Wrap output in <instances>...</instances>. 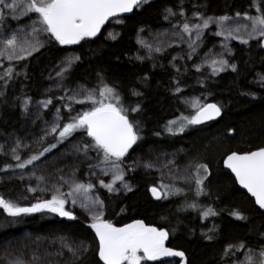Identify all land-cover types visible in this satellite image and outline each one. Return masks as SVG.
<instances>
[{
    "label": "trees",
    "instance_id": "16d2710c",
    "mask_svg": "<svg viewBox=\"0 0 264 264\" xmlns=\"http://www.w3.org/2000/svg\"><path fill=\"white\" fill-rule=\"evenodd\" d=\"M166 8L176 13L165 19ZM259 9V11H258ZM5 19L0 23L13 26L6 9ZM183 12V15L180 13ZM264 14V0H153L141 11H135L125 18L123 25L116 26L121 36L115 41L106 38L107 26L97 38H86L76 45H60L50 33L44 34V45L34 54L10 65L11 75H6L9 85L0 86V132L10 133L21 125L17 107L23 95L39 98L40 91L47 84L46 73L56 66L60 57L67 50L74 51L80 60L75 63L64 80L60 90L59 102H53L52 111L59 104L61 123L41 148L27 151L15 162L0 158V175L10 169H17L33 156L40 158L53 149L62 148L72 140H82L87 145L94 144L86 129H78L65 139L59 137L63 126L70 122V117L88 111V103H68V94L77 83L89 84L99 90L103 82L116 89L124 108L128 109L129 120L137 124L141 137L125 155L121 166L128 181L134 188L126 195H115L101 185H95L104 207L103 219L114 225H122L132 220H144L147 224L166 228L170 235V245L187 255L188 264H231L235 253L242 256L247 249L254 251L264 247V211L240 190L233 176L223 167V158L230 152H246L264 146V88L255 85L258 74L264 76V45L262 39L252 40L247 44L233 42V49L224 71L213 72L206 67L191 70L190 73L175 75L169 68L152 70L147 64L127 62L128 53L136 50L134 36L141 25L151 27L183 26L192 23L191 16L199 14L204 18ZM33 19L37 15L31 14ZM216 37L205 36L198 48L184 52L185 63L192 65L198 56L209 50ZM191 53V55H189ZM236 65L233 71L230 65ZM7 66V65H6ZM179 87L182 93L198 95L200 104L211 102L218 104L223 115L220 119L191 125L184 132H169L170 113L175 109V97ZM136 88L141 93L131 94ZM139 106L138 111L131 109ZM59 141V142H58ZM55 145V147H52ZM44 149H50L45 152ZM90 160L85 164L88 169L103 165V153L98 154L89 148ZM150 149L158 152H174L184 149L198 155L197 165H207V171L201 169L203 179L202 192L197 194V183L191 186L166 183L157 175L136 171L131 163L133 157L143 155ZM43 152V155L40 153ZM36 161V160H34ZM206 177V178H205ZM171 186L176 194H167L166 198L156 201L150 188ZM205 188V189H204ZM0 197L6 201L27 207L36 202V196L22 197L20 182L0 183ZM200 199L201 201H196ZM195 204V208L186 207ZM213 209L216 215L204 216V211ZM76 219L60 217L57 213L44 210L38 213L11 217L0 207V241L23 230L44 238L68 237L75 242H84L88 251L73 264H103L100 260L99 240L95 230L90 228L89 218L78 210H72ZM239 213L246 219H238L233 213ZM232 216V217H231ZM212 239H208V237ZM243 243V249H234L225 255L228 245ZM148 264H151L146 260Z\"/></svg>",
    "mask_w": 264,
    "mask_h": 264
},
{
    "label": "rangeland",
    "instance_id": "374dc122",
    "mask_svg": "<svg viewBox=\"0 0 264 264\" xmlns=\"http://www.w3.org/2000/svg\"><path fill=\"white\" fill-rule=\"evenodd\" d=\"M151 1L153 0H149L148 3ZM6 2L12 3L13 0H6ZM26 3L27 0H17V7L14 11L7 7L0 6L7 10L10 20L14 22L13 26H5L0 23V50L4 49L5 39L11 38L13 33L17 35L18 42L30 40L35 43L36 39H38L42 45H44L45 32L39 31L34 36L32 33V21L36 19L32 18V13H28L27 15L23 14L24 5ZM148 3H145L140 9ZM201 17L202 16L199 14H193L191 16L193 21L189 25L201 24ZM227 17H229L230 20L225 22L224 28L234 29L236 27H241V32L239 33L240 37L242 39H248V32L243 30V26L247 25L250 31L251 22L248 20V17L256 16L236 15ZM118 19L122 18L113 20L111 24H121L116 22ZM36 28L40 29L41 25L37 23ZM140 29H144V31L141 32ZM221 31L222 28L220 25L212 23L208 28L202 30L200 39L197 40L195 29H193L191 35H189L183 31V26L174 25L153 28L149 25H142L138 27L134 36L136 50L128 53L125 60L140 65L147 64L152 70L169 68L175 75L183 76L189 74V71L194 69L212 68V60L219 61L221 59H229L233 49V42L244 44L240 39L232 37L226 39L227 32L225 31L223 35L218 34ZM109 33L116 35V39L120 35L115 27H111L106 32V37L113 40L109 37ZM205 36H212L217 39L209 50L200 54L192 65L187 66L184 52L189 50L194 51L198 48ZM257 39L262 38L256 37L250 39L249 42ZM140 40H144L147 44H151L153 50L149 51L144 44L139 42ZM198 42L200 43L197 44ZM190 44L192 45L191 47L189 46ZM157 46L161 48L160 52L155 51ZM35 52L36 51H33L32 54ZM23 55V59L30 56L26 53ZM74 55H77L74 51L67 50V52L60 57L57 65L48 70L46 73L47 84L40 91L39 98L34 99L30 95H23L21 99H19L17 107L20 113L21 125L17 130L11 131L10 133L0 132V158L17 162L18 160L15 159L16 156H19L21 159L23 154L27 151H33L45 145L48 139L54 134L52 132V127L54 125L58 124L60 127L61 115L60 111H57L59 110V104H57L52 111H49V108L53 102H59V95L55 96L54 94L59 93L63 88L65 77L77 61L62 76L57 75V73L65 66V58ZM23 59L8 60L7 53L0 57V86L6 87L9 85V81H5L3 77V70L9 69L11 64ZM217 67H219V65H217ZM261 76L263 75L258 74L254 83L264 88V82L260 80ZM92 89L96 88L88 84L77 83L68 94V103L75 104L78 103L77 101H84L83 103L91 104L90 101L85 99V90ZM98 91L99 90H97V92ZM134 93L141 92L136 88H132L131 94L138 96ZM3 95L4 94H0V97ZM97 99H99L98 95ZM196 99H199L200 102L198 95L179 92L175 97V109L170 113V121L179 122L181 117L191 118V116L195 115L197 109L193 106V101ZM49 100L51 103L45 107L43 102ZM26 101L28 102L27 108H25ZM168 124V127H172L173 131L177 132L176 128L178 124ZM59 127H57L56 132ZM83 145L87 144L82 140H72L62 148L53 149L45 157L37 159L31 164H27L24 168L10 169L4 172L0 175V183L13 184L15 182H20L23 199L28 200L29 195L33 194L37 199L35 203L42 200H50L53 195L72 192L76 184L85 186L91 184L93 187L87 191L82 189L79 192H75L73 196H66L65 198L68 202L65 204V209L68 211H74L75 209L80 211L86 215L92 223L91 217L95 212L99 211L104 214L103 203L95 206H92L90 203L92 200L101 201L98 193L95 191V185L105 187L104 185L112 183L114 177L110 165H103L92 169L85 167V164L91 158V152L90 149H88L87 152L80 150ZM199 158L198 155L191 154L184 149L164 153L158 152L157 149H150L143 155L133 157L131 163L136 171L155 174L160 180L166 183L192 185L196 183L197 177L194 172V166L196 160ZM123 174V181H116L113 185V191H109L108 188H105L115 195H126L130 192L128 188L124 187V185L127 184L132 191L134 188L133 184L126 178L124 170ZM100 181L104 183L101 184ZM74 198L76 199L75 204L72 203ZM82 203L89 204L91 211L82 208ZM81 245L86 246V250L77 251V254L73 255V251L70 249L78 250L81 248ZM87 251L88 246L84 242H75L68 237L44 238L42 236L33 235L27 230H23L20 234L12 235L0 241V264H13L15 261H19L21 264H73ZM247 251L248 249L243 252L241 257L237 255L238 253H235V260L231 264H242L245 260ZM254 252L257 254L259 253L258 251ZM142 264L148 263L144 260ZM151 264L178 263L175 259H171Z\"/></svg>",
    "mask_w": 264,
    "mask_h": 264
},
{
    "label": "snow or ice",
    "instance_id": "6c2138e0",
    "mask_svg": "<svg viewBox=\"0 0 264 264\" xmlns=\"http://www.w3.org/2000/svg\"><path fill=\"white\" fill-rule=\"evenodd\" d=\"M148 2L149 0H27V3L24 5L23 14L34 13L37 15V19L32 21V33L34 36L39 31H43L50 33L51 37L58 41L60 45H74L79 44L80 41L86 38L96 37L110 18L131 13L134 9L140 8ZM0 6L14 11L17 7V0H13L12 3H7L6 0H0ZM3 7H0V20L6 18ZM165 12L167 13L164 17L165 19H168L169 16L176 15L172 8H166ZM180 14L183 15V12ZM237 16H239V13H237ZM201 19V24H193L190 26L189 23H184L183 31L191 35L193 29H195L196 38L199 40L202 30L208 28L210 24L215 23L222 28V31L218 34L223 35L225 31L227 32L226 39L232 37L240 39L242 43L247 44L250 39L256 37L264 38V14L256 17H248V20L251 22L250 31L247 25L243 26V30L248 32V39H242L240 37L241 27L234 29L224 28L225 22L230 20L227 16H221L219 18L201 17ZM116 22L123 23V20L118 19ZM37 23L41 25L40 29L36 28ZM140 31L143 32L144 29H140ZM109 37L113 40L116 39V35L112 33H109ZM139 42L144 44L149 51L153 50L151 44H147L144 40H140ZM42 46V43L38 39H36L35 43L30 40L18 42L17 35L13 33L11 38L5 39L4 49L0 50V57L7 53L8 60L23 59L24 53L31 55L33 51H38ZM189 46L191 47L192 45L190 44ZM155 51L160 52L161 48L157 46ZM79 60L80 57L78 55L66 57L65 66L61 68V71L57 75L62 76ZM211 64L213 72L224 71L225 67L229 66L228 61L224 59L219 61L212 60ZM230 67L233 71H236L235 64L230 65ZM5 74L10 76L11 69L6 70ZM260 80L264 82V76H261ZM101 85L98 92L97 89L85 90V99L91 102L92 107L88 111L78 113L75 117H70V122L65 124L59 132V137L62 140L78 129H86L87 135L92 137L94 144L83 145L80 150L87 152L91 147L97 150L98 154L100 152L103 153L101 163L110 165L114 177L111 184L104 186L109 191H113V185L116 181H123L124 179L123 169L121 167L123 158L141 137L138 135V122L134 124L129 120L128 109L124 108L121 97L116 89L104 83L102 78ZM179 91L180 89L177 87V92ZM134 94L140 95V93ZM97 95L99 99H97ZM77 102L83 103L84 101ZM27 103L26 101L25 108H27ZM43 103L47 107L51 101L49 100ZM193 106L197 110L191 118L181 117L179 122H169L170 125L178 124L176 128L177 132L182 133L189 125L201 124L221 114V107L217 104H205L201 106L199 99H196L193 101ZM138 110L139 106L131 109L133 112ZM57 127H59L58 124L52 127L53 133L56 132ZM166 127L169 132L173 131L172 127ZM52 147H55V145H52ZM49 150L44 149L45 152ZM43 154V152L40 153V155ZM15 159L19 161L20 157L16 156ZM37 159H39V156H33L26 162L18 164L17 167L24 168L27 164H31ZM225 163L235 173L239 183L255 197V202L259 207L264 209V147L256 151L246 152L242 155L232 152L227 157ZM201 169L207 171V165H197V194H200L203 190L201 187L203 185V179L199 176ZM100 183L103 184L104 182L100 181ZM92 187L91 184L87 186L76 184L72 192L53 195L50 200L39 201L30 207H22L15 202L6 201L0 197V207L11 217L38 213L46 209L51 213H57L60 217L75 220L74 213L65 209V204L68 202L65 197L73 196L75 192H79L82 189L87 191ZM124 187L131 191V188L127 184ZM162 187L165 189L164 192L159 191L155 187L151 189L153 196L157 199H160L161 196H165L166 198V195L169 193L176 194L181 191L180 189L173 191L171 186ZM72 203H76L75 198L72 200ZM90 203L92 206L102 204L101 201L97 200H92ZM81 207L91 211L89 204L82 203ZM186 207L195 208L196 205L187 204ZM203 214L205 217L216 215L211 208L204 211ZM233 214L238 219H246L245 216L238 212ZM91 218L93 222L90 228L95 230L96 236L99 238V258L103 261V264H142L144 260H157L161 257L185 258L183 251H177L165 246V241L169 238V232L166 229L145 225L142 220H136L123 227H117L111 221L103 219V214L99 211L95 212ZM208 239H212V237L209 236ZM245 247L243 243L239 245L230 244L225 249V255L227 256L234 249H243ZM70 250L73 251V255H76L77 251L86 250V246L81 245V248L78 250ZM13 264H21V262L15 261ZM242 264H264V247L260 248L258 254L249 248Z\"/></svg>",
    "mask_w": 264,
    "mask_h": 264
},
{
    "label": "water",
    "instance_id": "95a60500",
    "mask_svg": "<svg viewBox=\"0 0 264 264\" xmlns=\"http://www.w3.org/2000/svg\"><path fill=\"white\" fill-rule=\"evenodd\" d=\"M133 12H131V13H125V14H123L122 16H124V15H131ZM121 17V16H120ZM115 18H117V17H113V18H110L109 19V21H111V20H113V19H115ZM108 21V22H109ZM107 23V22H106ZM106 25V24H105ZM105 25L103 26V28L101 29V32L100 33H98L97 34V36L96 37H98V36H100L101 35V33H102V31H103V29H104V27H105ZM96 37H93V38H96ZM262 42H263V45H264V38H263V40H262ZM74 45H76V44H74ZM209 104H216L215 102H211V103H209ZM218 105V104H217ZM219 106V105H218ZM223 115V111H222V109H221V114L219 115V116H217V117H215L214 119H212V120H206V121H204L203 123H207V122H209V121H214V120H218V119H220L221 118V116ZM133 147H134V145H133ZM132 147V148H133ZM131 148V149H132ZM131 149H129V151L131 150ZM258 150V149H257ZM128 151V152H129ZM253 151H256V150H253ZM236 153H238V152H236ZM246 153V152H245ZM232 153H230L229 155H231ZM238 154H244V153H238ZM228 155V156H229ZM227 156V157H228ZM227 157L225 158V160H224V167L226 168V169H228L231 173H232V175L236 178V176H235V173L234 172H232V170L230 169V168H228L227 167V165H226V163H225V161L227 160ZM237 180V179H236ZM237 182H238V184H239V186L243 189V190H245V191H247L248 192V190L246 189V188H244L240 183H239V181L237 180ZM153 188V187H152ZM152 188H150V192H151V189ZM156 188V187H155ZM158 189V188H157ZM159 190V189H158ZM160 191V190H159ZM151 194H152V192H151ZM248 194L255 200V197L254 196H252V194L250 193V192H248ZM152 196H153V194H152ZM162 197L163 196H161V198L160 199H157L155 196H153V198L154 199H156V200H161L162 199ZM257 204V203H256ZM257 206L259 207V205L257 204ZM260 208V207H259ZM261 209V208H260ZM262 210H264V209H262ZM134 221H136V220H133V221H131V222H128V223H126V224H131V223H133ZM126 224H122V225H115V226H117V227H123L124 225H126ZM145 225H147V224H145ZM148 226H151V225H148ZM153 227H155V226H153ZM156 228H158V227H156ZM96 234V233H95ZM98 237V236H97ZM98 240H99V238H98ZM165 246L166 247H169V248H172L171 246H170V235H169V238H168V240H166L165 241ZM174 249V248H173ZM175 250H177V249H175ZM177 251H180V250H177ZM98 255H99V253H98ZM171 259H178V260H181V259H183L184 260V262L183 263H181V264H186V256H185V258H181V257H161V258H159V259H157V260H147L148 262H150V263H155V262H162V261H166V260H171ZM102 261V260H101ZM103 262V261H102Z\"/></svg>",
    "mask_w": 264,
    "mask_h": 264
},
{
    "label": "flooded vegetation",
    "instance_id": "af4514ba",
    "mask_svg": "<svg viewBox=\"0 0 264 264\" xmlns=\"http://www.w3.org/2000/svg\"><path fill=\"white\" fill-rule=\"evenodd\" d=\"M145 7V6H144ZM143 7V8H144ZM142 8V9H143ZM142 9H140V8H137V9H134L133 10V13L135 12V11H141ZM132 13V14H133ZM131 14V15H132ZM131 15H124V16H121V17H117V18H122L123 19V23H124V20H125V18L126 17H128V16H131ZM117 18H115V19H117ZM115 19H113V20H115ZM113 20H111V21H109V22H107L106 23V25H105V27H104V29L107 27V26H110L108 29H110L111 27H115L116 28V26H121V25H123V23H121V24H116V25H113V24H111V22L113 21ZM142 26V25H141ZM153 28H160V27H153ZM104 29H103V31H104ZM107 29V30H108ZM117 29V28H116ZM118 31H119V33H120V35H119V37L121 36V31L119 30V29H117ZM102 31V32H103ZM107 32V31H106ZM102 34V33H101ZM105 36H106V33H105ZM99 37V36H98ZM119 37L117 38V39H119ZM97 38V37H96ZM107 38V37H106ZM108 39V38H107ZM117 39H115V40H117ZM108 40H110V39H108ZM115 40H110V41H115ZM214 121H216V120H214ZM210 122H213V121H209V122H207V123H210ZM262 147H264V146H262ZM261 148V147H260ZM257 149H259V148H255V149H252V150H250V151H253V150H257ZM246 152H249V151H246ZM230 153H232V152H230ZM230 153H228V154H226L225 156H224V158H223V167H224V160H225V158L230 154ZM238 153H245V152H238ZM88 162V161H87ZM225 168V167H224ZM226 169V168H225ZM227 171H229L228 169H226ZM230 172V171H229ZM230 174L232 175V173L230 172ZM233 176V175H232ZM233 178H234V180H235V182H236V185H237V187L240 189V190H243L240 186H239V184H238V182H237V180H236V178L233 176ZM179 184H181V183H179ZM182 185H185V184H182ZM192 185H194V184H192ZM187 186H191V185H187ZM153 187H156V188H158L161 192H163V190L161 189V188H159V187H157V186H153ZM152 188V187H151ZM205 189V188H204ZM252 200H253V202H254V204L257 206V204H256V202H255V200L248 194V192L247 191H245V190H243ZM151 193V192H150ZM152 195V194H151ZM153 197V196H152ZM162 199H163V197H162ZM161 199V200H162ZM156 200V199H155ZM156 201H160V200H156ZM196 201H201L200 199H198L197 198V200ZM258 207V206H257ZM259 208V207H258ZM260 209V208H259ZM260 210H262V209H260ZM262 211H264V210H262ZM136 220H140V219H136ZM133 221V220H132ZM142 221H144V220H142ZM131 222V221H130ZM128 223V222H127ZM144 223L145 224H147L145 221H144ZM126 224V223H125ZM147 225H151V226H155V227H158V226H156V225H152V224H147ZM158 228H162V227H158ZM163 229H166V228H163ZM167 230V229H166ZM169 232V231H168ZM169 235H170V233H169ZM170 239H171V235H170ZM171 246V245H170ZM172 247V246H171ZM173 248V247H172ZM175 249V248H174ZM185 256H186V264H188V259H187V255L185 254ZM176 261H177V263L178 264H181V263H183L184 262V260L183 259H181V260H178V259H175Z\"/></svg>",
    "mask_w": 264,
    "mask_h": 264
},
{
    "label": "bare ground",
    "instance_id": "6f19581e",
    "mask_svg": "<svg viewBox=\"0 0 264 264\" xmlns=\"http://www.w3.org/2000/svg\"><path fill=\"white\" fill-rule=\"evenodd\" d=\"M66 78V77H65ZM65 80V79H64ZM79 84V83H78ZM89 85V84H88ZM59 93H60V91H59ZM169 125V124H168ZM232 217V216H231ZM99 243V242H98ZM99 252V251H98Z\"/></svg>",
    "mask_w": 264,
    "mask_h": 264
}]
</instances>
